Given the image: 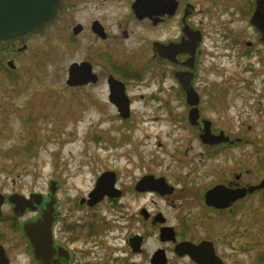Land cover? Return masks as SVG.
Returning <instances> with one entry per match:
<instances>
[{
  "label": "flooded vegetation",
  "instance_id": "af4514ba",
  "mask_svg": "<svg viewBox=\"0 0 264 264\" xmlns=\"http://www.w3.org/2000/svg\"><path fill=\"white\" fill-rule=\"evenodd\" d=\"M255 7V0H61L54 23L40 34L55 29L57 51L71 53L67 78L73 65V80L65 86L76 105L107 106L114 113L106 120L128 126L139 117L133 106H160L166 113L149 120L188 134L174 141L185 147L179 158L187 161L178 168L129 160L123 176L105 169L80 183L83 188L51 178L47 190L17 205L0 189V264H198L195 257L203 264H264V250L239 257L253 247L249 226L264 229V167L258 165L264 161L255 163V151L238 156L248 141L201 113L222 84L199 78L213 38L227 48L240 45L224 24L247 23L262 42L250 23ZM26 41L0 46V70L10 65L11 51L27 49ZM253 46L244 43L245 51ZM126 105L121 115L118 107ZM174 105L184 112L175 113ZM193 140L197 163L190 157ZM188 199L200 209L197 222L190 221ZM159 201L172 215L158 209ZM230 222L237 246L217 233ZM113 231L114 242L107 241Z\"/></svg>",
  "mask_w": 264,
  "mask_h": 264
},
{
  "label": "rangeland",
  "instance_id": "374dc122",
  "mask_svg": "<svg viewBox=\"0 0 264 264\" xmlns=\"http://www.w3.org/2000/svg\"><path fill=\"white\" fill-rule=\"evenodd\" d=\"M224 25L226 31L235 33L240 45L227 48L226 42L217 37L213 38V44L208 43L199 78L222 86L215 101L203 105L201 113L222 130L237 131L240 140L248 141L244 149L239 148L238 156L255 151L258 164L264 161V43L255 32L253 36L247 23ZM55 32L51 29L47 34L28 38L26 50L11 51L8 56L14 67L0 70V189L26 199L29 193L47 190V182L57 177L65 181L66 187L78 184L83 188L85 184L80 183H87L105 169H117L123 176L124 163L129 160L144 164L153 160L181 168L180 162L187 161L179 158L185 147L174 141L189 136L179 130L169 133L168 122L149 120L166 113L158 110L160 106H133L139 117L128 126L106 120L114 113L107 106L76 105L65 86L72 56L69 52L59 54ZM243 42H254V46L245 51ZM206 91L217 93V89ZM173 109L175 113L184 112L183 106L174 105ZM196 144L193 140L195 148L190 152L194 163L198 162ZM186 203L187 212L192 213L190 221L197 222L200 211L198 206L194 208L197 203L189 199ZM258 206L255 200L254 210ZM158 209L172 215V210H166L161 201ZM231 224L222 231L218 228L217 233L237 246ZM248 229V234L255 237L254 243L251 251L239 252L241 259L264 250V229L258 224ZM114 237L113 231L106 240L114 242ZM148 244L153 247L154 241L151 239Z\"/></svg>",
  "mask_w": 264,
  "mask_h": 264
},
{
  "label": "water",
  "instance_id": "95a60500",
  "mask_svg": "<svg viewBox=\"0 0 264 264\" xmlns=\"http://www.w3.org/2000/svg\"><path fill=\"white\" fill-rule=\"evenodd\" d=\"M255 3V12L250 23L261 34V41L264 42V0H255ZM60 5L61 0H0V45L5 43H21L30 36L36 35L44 27L49 26L55 21ZM10 65H12L11 62ZM74 69L75 66H70L67 84H72ZM189 78V75L186 74L183 81L188 82ZM196 103L197 101H194L191 105L196 106ZM118 108L121 115L128 113L127 105L119 106ZM193 114L194 116L197 114L196 107L190 111V115L192 116ZM190 119L192 120V118ZM23 200L24 198L17 194L10 196V202L14 205L21 203ZM49 208L50 211L47 213L48 220L46 222L47 231L50 229L49 217L51 206ZM47 237H49V232ZM201 258L195 257L194 259L198 264H203V258L200 260Z\"/></svg>",
  "mask_w": 264,
  "mask_h": 264
}]
</instances>
